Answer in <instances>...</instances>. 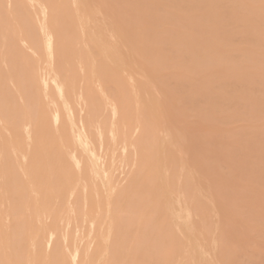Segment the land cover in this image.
Returning <instances> with one entry per match:
<instances>
[{
  "label": "bare ground",
  "instance_id": "bare-ground-1",
  "mask_svg": "<svg viewBox=\"0 0 264 264\" xmlns=\"http://www.w3.org/2000/svg\"><path fill=\"white\" fill-rule=\"evenodd\" d=\"M71 2L0 0V264H264V0Z\"/></svg>",
  "mask_w": 264,
  "mask_h": 264
},
{
  "label": "rangeland",
  "instance_id": "rangeland-1",
  "mask_svg": "<svg viewBox=\"0 0 264 264\" xmlns=\"http://www.w3.org/2000/svg\"><path fill=\"white\" fill-rule=\"evenodd\" d=\"M68 2H69V4H70V10H71V13L73 14V16H74V21H75V23H76V25L78 26V23H77V14L75 13V10H74V8H73V6H72V2H71V0H68ZM76 14V15H75ZM12 25V26H11ZM11 25H10V28H14L15 27V24L11 21ZM79 30V31H78ZM77 31L82 35V32H80V28H79V26L77 27ZM86 45L85 44H81V49H82V51H83V53L85 54V52H86V54L87 55H89L90 56V54L87 52V50H88V47H87V50H85V47ZM29 50V51H28ZM26 49V48H24V52L27 54V55H31V56H34V55H37V56H41V57H44V49H43V46H42V44H40V47H39V49L37 50V53L35 54L34 52H32L30 49ZM89 51V50H88ZM33 55H32V54ZM36 57V56H35ZM111 62H113V61H111ZM110 62V66L112 67V68H114V69H117V70H120V68H117V67H119L118 66V64H116L115 63V65L117 66H115L114 65V63H111ZM86 64H84L83 65V74L82 75H79V76H77V78L75 79V82H74V92H73V96H74V98H75V104H76V107H77V109L79 110V107H81L82 105V103H81V98L83 97H85V94H86V91H85V88H89L91 91L92 90H94L92 93L95 95V96H98V93H96L97 92V90L95 89L96 87H95V85H94V83H93V85H92V81H91V79H92V76H91V70H90V68L89 67H87V66H89L88 64L85 66ZM114 65V66H113ZM121 65V64H120ZM120 67H122L121 69H123V68H125L123 65L122 66H120ZM87 70V71H86ZM89 70H90V72H89ZM82 71V70H81ZM87 75V76H85V75ZM82 76H84V77H82ZM80 79H82V81L80 80ZM87 80L86 82H87V84L85 83V80ZM91 81V82H90ZM80 82H81V84H80ZM87 86H86V85ZM91 85V86H90ZM80 89V90H79ZM83 89V90H82ZM82 90V91H81ZM53 91V90H52ZM52 94H53V96H55V93L54 92H52ZM79 98V99H78ZM78 102V103H77ZM80 103V104H79ZM79 104V105H78ZM136 110V108L134 107V109H133V106H132V115H131V118H130V123L131 124H133L134 122L133 121H135V116L137 117L138 116V114H136L137 113V111L136 112H134ZM135 132V133H134ZM133 132V134L134 135H136V131H134ZM130 144H128V147H127V149H126V153H125V155H126V159H123V158H121L120 157V154H121V151L120 150H118L117 151V154H116V161L114 162V169L116 170H114V175H115V173H116V176H115V178L117 177L118 179H116V180H118L117 182V184L120 186V187H123V186H125L126 184H127V182H128V180L133 176V174H134V172H135V169H136V167H135V165L133 164V159H134V154H133V152H134V150H133V147L131 146ZM99 152H101V150L99 151ZM132 152V153H131ZM111 164V163H110ZM127 168V169H126ZM17 170H18V167H17ZM123 170V171H122ZM126 170V171H125ZM134 170V171H133ZM124 172H126V173H124ZM19 175H20V179L22 178V176H21V174L19 173ZM125 176H127V178L125 177ZM125 178V179H124ZM23 179V178H22ZM122 181V182H121ZM120 182V183H119ZM120 184H122V185H120ZM27 192H28V190L26 189V194H27ZM163 199H165V196H163L162 197ZM26 199H27V197H26ZM31 199V198H30ZM162 199V200H163ZM32 200V199H31ZM31 200H29V203L31 202ZM26 202V201H25ZM25 202H23L22 200H20V203H22V205H23V203H25ZM33 203V202H32ZM31 205V204H30ZM170 210L168 211V209H167V213H168V216L170 217V219H171V217H172V215L170 214ZM175 212H177V214H178V211H175ZM172 213V212H171ZM173 214V213H172ZM171 215V216H170ZM173 216L174 217H176V220H175V218L174 217H172V220L175 222V223H177L178 224V221L180 222V226H181V223H182V221H183V218L182 217H179L178 215H174L173 214ZM179 218V219H178ZM177 219H178V221H177ZM234 226L236 227V228H240V229H244V221L241 219V217H237V218H235L234 219ZM179 225V224H178ZM76 227L73 225L72 227H70V233H71V243L73 244V242L75 241V243H76V241L77 240H75V237L76 236H80L81 234H80V232H81V230H82V232H83V230L84 229H80V230H77V232H76ZM182 231L185 233V235H187L186 237H190V234L189 233H187L186 232V230L183 228V226H182ZM180 233L179 232V237H180V239L182 240V242H181V244H182V247H181V251L178 253V255H176L172 260V262L170 261V263L169 264H175V262L177 263V264H186V263H184V261L186 262L187 261V259H188V256L190 255V252H191V256L192 257H189L190 259H188V261H190V260H192V263L193 264H208L209 262L208 261H210L211 259H212V257H210V256H212L211 254H207V253H204V254H200L199 253V251H198V253H195V251L194 250H196L197 249V247H196V244H194V242L189 238V240L186 238V237H183L184 236V233ZM75 234H76V236H75ZM72 239L74 240V241H72ZM86 238H84V239H80L79 238V240L81 241V243H80V241H77L78 243L77 244H79L80 243V245H82L83 246V242H84V240H85ZM185 239V240H184ZM86 242L85 243H87L88 242V238L85 240ZM187 241V242H186ZM184 243V244H183ZM188 243V244H187ZM251 243H253V242H251ZM250 243V244H251ZM254 244V243H253ZM183 245H184V249L187 251H185L184 253H185V255L183 254ZM186 245H188V246H190L189 248H190V250H189V248H188V246L186 247ZM191 245L193 246V247H195V249L194 248H191ZM255 245V244H254ZM254 245H252L251 244V248H252V246H254ZM84 246H85V244H84ZM186 247V248H185ZM250 248V249H251ZM193 249V250H192ZM192 250V251H191ZM198 250V249H197ZM260 251H262L263 252V248H261L260 249ZM197 252V251H196ZM261 252V253H262ZM187 253H189L188 255H187ZM249 253H250V251H249ZM244 254L243 255V257L245 258L244 260L245 261H247V260H249L250 259V254ZM183 254V255H182ZM199 254H200V256H199ZM210 255V256H209ZM186 256H187V258H186ZM201 256H203V257H205L206 259H208V260H204V258L203 259H201L202 257ZM186 258V259H183V258ZM194 258H195V260H194ZM199 259V261L201 262H194V261H197ZM194 260V261H193ZM201 260H203V262L201 261ZM0 261L1 262H5V260H4V256L3 255H0ZM205 262V263H204ZM188 263V262H187ZM190 264H192L191 262H189ZM188 263V264H189Z\"/></svg>",
  "mask_w": 264,
  "mask_h": 264
}]
</instances>
